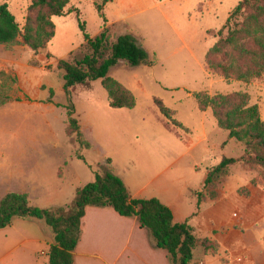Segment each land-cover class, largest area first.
I'll use <instances>...</instances> for the list:
<instances>
[{"label": "rangeland", "instance_id": "374dc122", "mask_svg": "<svg viewBox=\"0 0 264 264\" xmlns=\"http://www.w3.org/2000/svg\"><path fill=\"white\" fill-rule=\"evenodd\" d=\"M101 1L70 0L67 9L72 13L52 18L55 36L42 50L32 52L20 43L0 45V103L4 102L0 105V167L4 168L0 171V200L12 193V160L28 152L33 158H73L75 171L89 183L94 171L107 166L116 176L154 180L150 190L176 183V178L196 186L198 174L205 169L223 157L239 158L243 153L242 146L218 128L209 108L199 110L197 94L212 98L246 93L249 105L257 106L264 122V73L249 82H226L205 67V55L216 43V33L242 0H112L106 17L116 21L119 16L128 18L112 25L103 24L94 8ZM3 3L21 29L26 18L34 15L29 10L30 0H0V5ZM155 4L158 6L150 7ZM75 9L91 37L99 35L103 26L109 28L112 41L130 34L156 62L154 68L120 62L110 69L108 76L133 94L136 105L132 110L111 109L100 81L71 89L75 118L83 141L90 145L88 150L77 143L76 136H66L69 101L63 91V72L57 66L84 43ZM50 90L52 103H48ZM156 100L174 111L175 119L187 131L170 127ZM251 187L264 191L262 172L241 163L232 166L218 197L205 199L201 215L188 221L197 237L208 215L218 216L224 228L233 222L243 225L254 238L253 244L264 248V193L249 199L245 194ZM223 189V199L209 203L215 202ZM181 208L185 214L191 207L181 204ZM202 252L195 246L193 256L201 257ZM246 253V247L238 245L234 254L228 255L227 264H249Z\"/></svg>", "mask_w": 264, "mask_h": 264}, {"label": "trees", "instance_id": "16d2710c", "mask_svg": "<svg viewBox=\"0 0 264 264\" xmlns=\"http://www.w3.org/2000/svg\"><path fill=\"white\" fill-rule=\"evenodd\" d=\"M109 2L112 0L94 4L103 24L106 23L103 8ZM69 3L70 0H30L29 10L34 15L26 18L23 29L9 11L7 3H3L0 5V45L8 47L20 43L32 52L46 48L55 36L52 18L71 14V8L67 9ZM74 12L84 43L67 59L60 60L57 66L63 72V91L69 101L65 107L66 136H76L77 143L88 150L90 145L83 141L75 118L71 89L100 81L111 109L132 110L136 105L133 94L108 73L120 62L129 67L148 68H154L156 62L130 34L120 35L112 41L109 28L103 26L99 35L91 37L85 23L79 19L80 11L75 9ZM215 36L216 43L205 55V67L209 73L226 82H249L264 73V0L239 2ZM49 94L48 103H52V90ZM195 98L199 110L209 108L218 128L227 132L228 139L243 148L239 158L223 157L212 167L200 190L188 192V197L196 201L198 212L205 199L218 197L219 188L229 177L231 167L237 163L260 170L264 177V122L260 119L257 106L249 105L246 93L218 94L212 98L197 94ZM155 105L170 127L187 131L175 119L174 111L159 100L155 101ZM93 174L94 180L77 189L73 202L65 207L39 209L29 204L25 194L5 195L0 200V230L8 227L16 217L42 222L53 240L43 256L47 264H73L85 209L111 208L122 217L136 218L140 228L149 232L155 247L167 252L171 264H191L196 239L188 220L175 222L171 209L157 198L131 197L122 180L107 166L99 167ZM245 195L250 196V193ZM201 246L205 250L214 249V244L206 239L201 241Z\"/></svg>", "mask_w": 264, "mask_h": 264}, {"label": "crops", "instance_id": "0c3cea01", "mask_svg": "<svg viewBox=\"0 0 264 264\" xmlns=\"http://www.w3.org/2000/svg\"><path fill=\"white\" fill-rule=\"evenodd\" d=\"M108 4L110 2L103 10L107 24L128 19L126 16H119L117 21L107 18L105 10ZM155 6L158 4L150 7ZM72 161L73 158L70 157L33 158L30 152L27 156L14 158L10 169L11 192L25 194L29 204L39 209L69 206L77 189L89 183L83 181L75 171ZM209 168L201 175L198 174L196 186L184 179L179 182L176 178V183L172 182L169 186L157 185L154 190H150L154 180L143 182L128 175L118 177L131 197L157 198L171 209L175 222L182 223L202 213V206L197 212L196 201L188 197V192L202 188ZM2 170L4 168L0 167V171ZM251 188L249 199L264 193L258 188ZM223 197L224 189L215 202L209 203H218ZM181 204H188L191 208L182 214ZM223 226L218 216L208 215L199 228L200 237H197L192 227L196 246L199 245L203 252L201 257L193 256L191 264H213L219 261L227 264L228 255H233L236 247L241 244L246 247L249 264H264V248L258 243L253 244L254 238L244 230L243 225L233 222L231 227ZM205 239L214 244V249L205 250L201 246V241ZM52 244L51 233L42 222L16 217L8 227L0 230V264H47L43 256ZM73 264H171V261L166 251L155 247L149 232L140 228L136 218L122 217L111 208L87 207L81 219Z\"/></svg>", "mask_w": 264, "mask_h": 264}]
</instances>
